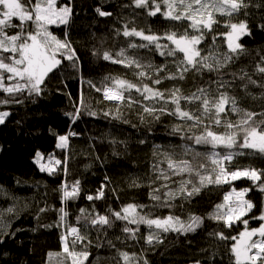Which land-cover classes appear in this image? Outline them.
Wrapping results in <instances>:
<instances>
[{"label": "trees", "instance_id": "obj_1", "mask_svg": "<svg viewBox=\"0 0 264 264\" xmlns=\"http://www.w3.org/2000/svg\"><path fill=\"white\" fill-rule=\"evenodd\" d=\"M156 2L161 3L162 11L166 10L162 0ZM244 2L247 7L233 13L231 17L217 13L216 19L219 23L211 32L205 30V39L199 47L202 49V55H208L211 51L217 56H222L229 51L226 35L230 31L228 23L247 22L251 34L240 37L238 41L246 51L222 71H225L224 79L229 81H233L232 73L236 74L237 78L233 81L230 95H235L238 99L244 98L240 107L260 112L264 110L262 109L264 101L260 98L262 90L251 84L245 89L243 85L247 80L241 81L239 76L246 72L258 83H264V74L256 71L258 65L264 66L261 62V57L264 56V0ZM68 4L73 9L70 25L67 28L64 25H50L49 30L61 39L64 38V32L68 31L69 39L79 57V70L73 69L70 66L71 62L65 60L61 69L50 75L40 96H29L25 92L17 97L22 99L23 103L0 104V112L10 113L5 122L0 124V229L15 232V235L5 236L0 242V264H71V260L65 259V254L62 253L60 235L70 227H79L84 233L83 221L77 222L76 219L81 215L79 211L81 208L89 212H93L94 209L95 213L108 215L113 221L112 227L101 225L89 227L87 234L93 244L89 248L90 256L85 264H125L117 250L129 254V264H142L143 259H147L149 264H194L196 260H200L201 264H232L234 258L229 248L234 241H222L215 235L210 236L209 233L223 232L225 236L238 237L239 233L245 230V226L241 221H236L232 227H226L223 221L210 218V214L217 213V205H228L224 196L232 193L233 189L239 192L248 188L250 191L243 198L251 201L254 207L242 219H248L249 230L259 228L264 221L253 217H259L264 212V192L257 186L264 182V177L255 184L251 180L241 179L229 184H206L201 187L199 176L195 173L191 175L184 173L182 176H172L168 182L169 188L176 190L182 179L191 180L189 190L195 185L201 188L200 192L190 200H185L182 196L167 200L165 197L167 189L161 188L164 181L155 179L160 175V169L170 174L164 154L168 153L174 160L192 159L191 155L184 153L185 146L192 142L172 132L174 125L183 122L171 115L161 116L159 121H154L147 114H144L142 122L138 118L142 108L135 105L131 109L126 105L120 106L122 119L105 116V112L115 113L116 102L104 100L102 92H97L87 83L91 80L97 88H102L101 82L106 76L138 83L135 76L138 70L103 59L105 51L115 57L121 48L126 50L128 56L140 58L142 63L167 64L168 71L162 75L175 72L173 60H178L182 54L178 53L174 58L161 56L154 50V46L151 51L128 48L129 43L145 42L139 37H124L123 28L128 24L129 27L145 30L146 34L163 36L165 32H183L188 28L189 22L166 19L160 13L149 16L148 9L136 8L132 0H57L56 7ZM97 7L111 12L112 15L99 16L95 11ZM13 22L19 23L15 19ZM117 29L120 30L119 35ZM189 32L197 34L191 29ZM160 42L173 47L167 40L162 39ZM216 78L215 72L210 73L207 70L203 73L189 72L183 81L163 80L161 85L156 87L165 90L179 86L184 95H190L198 86H211L214 89L215 85L210 82ZM107 83L110 86V82ZM81 91L90 110L97 112V115L89 116L87 110L82 109L80 118L73 121L65 114L73 112L80 106L78 100ZM132 96L139 99V94L135 90L132 91ZM5 98L11 99L0 91V99ZM181 106L186 110H192L199 107V104L181 101ZM171 107L173 106L169 104V108ZM125 119L129 123H124ZM227 119L235 121L238 117L235 113H230ZM213 130L224 131L222 126H213ZM194 131L195 134H200L202 129ZM70 132L76 135L69 137L68 147L58 148L56 146L58 137ZM194 147L196 151L205 155L198 157L193 163H204L207 171L201 170V174H211L214 179L215 173L212 172L214 166L211 160L207 159V154L213 151L212 147L210 145ZM215 151L221 155L228 151L246 153L235 156L231 163L225 162V167L229 170L248 166L264 169V158L249 154L252 150L239 148L229 150L218 147ZM154 152H157V155H153ZM37 153H40L44 160L51 157L48 164L54 170V174L47 170L42 171L38 167L35 162ZM56 160H60L61 164L57 165ZM77 181L78 196L69 199L66 205L63 204L61 186L67 185L71 191ZM133 181L139 186L132 187ZM101 186L104 187V198L88 200L89 195L94 197L97 195ZM156 188L160 191L153 192ZM153 194L159 195L161 199L153 200ZM130 203L145 205L143 209L138 208V211L149 218L173 215L187 223L190 215H196L202 218L203 223L195 232H161L160 239L163 243L149 245L146 237L150 232L157 231L154 226L149 229L148 225L140 224L136 237L132 238L129 233L123 232L127 221L116 220L109 212V209L113 212L121 211ZM165 204H170L171 207L164 206ZM230 205L235 206L233 203ZM45 206H48L49 211L38 215V210ZM62 206H65L68 212L67 220L59 227H43L59 221L57 209ZM9 207H14V212L4 211ZM226 210L224 208L219 211ZM5 225L10 227L5 228ZM127 226L133 229L137 227L132 224ZM98 239L101 244L99 248L95 247ZM108 241H111L114 247H109ZM80 250V245H77L76 251ZM49 252L54 254L51 260ZM56 253L61 255L57 256Z\"/></svg>", "mask_w": 264, "mask_h": 264}, {"label": "snow or ice", "instance_id": "obj_2", "mask_svg": "<svg viewBox=\"0 0 264 264\" xmlns=\"http://www.w3.org/2000/svg\"><path fill=\"white\" fill-rule=\"evenodd\" d=\"M132 3L136 8L148 9L147 14L149 16H156L160 13L166 19L188 21L189 24L188 28H185L183 32H165L163 36L146 34L143 29L138 30L136 27H129L128 24H125L122 32L124 37H139L145 42L140 44L129 43L128 48H143L151 51L154 46V50L158 51L161 56L175 58L179 53L182 54V57L178 60H173L175 72L162 75V73L168 71L167 64L142 63L140 58L128 56L124 48H121L115 57L110 52L105 51L103 53L104 60L138 70L135 72L138 83L119 77L106 76L101 82L103 87L97 88L91 80L87 81L90 87L95 88L97 92H102L104 100L116 102L115 113L109 111L105 112L104 115L112 116L113 119H122L120 106L126 105L131 109L135 105L142 108V112L138 114V118L142 122L145 118L144 114L152 117L154 121H159L161 116L171 115L183 122L182 124L174 125L172 132L182 135V138L192 142L184 148L185 155H191L192 159L174 160L168 153L164 154L170 174L160 169V175L155 179L164 181L161 184V188L167 189L165 192L167 200H174L177 196L190 200L200 192L201 188L195 185H192L191 190H189L188 185L192 183L191 180L182 179L176 190L169 188L168 182L171 181V177L182 176L184 173L189 175L195 173L199 176L201 187L206 184H229L232 181L241 179L251 180L254 184L257 181H261V178L264 177V169L248 166L229 170L225 167V162L231 163L235 156L245 155V152L228 151L226 154L221 155L215 151L218 147L229 150L234 148L249 149L252 150L249 154L259 155L264 158V110L256 112L240 107V103L244 98L240 97L238 99L237 96L230 95V90H233V81L237 78L236 74L232 73L233 81H229L224 79L225 71H222L226 70L235 59L246 51L238 41L240 37L251 34L248 24L246 21L228 23L227 27L230 28V31L226 35L229 41V51L222 54V56H217L211 51L208 55H202V49L199 47L205 39V30L211 32L214 26L219 23L216 19L217 13L221 16L231 17L233 13L246 8L247 4L244 0H162V4L166 9L162 11L161 3H157L156 0H132ZM56 5L57 0H35L34 3L32 0H26V2H22V0H0V91L11 97V99H0V104L23 103V100L17 97L22 96L25 92L29 96H40L50 75L59 71L65 60L71 62L70 66L73 69L79 70V57L69 39L68 31L64 32V38L61 39L49 30L50 25H64L67 28L72 20L73 9L70 4L59 8ZM95 11L101 17L112 15L111 12L103 11L100 7H97ZM14 19L18 20L19 23H14ZM29 25L33 27L30 28ZM189 29L197 34H190ZM10 31L12 34H9ZM116 31L119 35L120 30L117 29ZM149 32H151L150 29ZM162 39L169 41L173 47H169L168 44H162L160 42ZM261 62L264 63V56L261 57ZM205 70L217 74V78L210 82L215 85L214 89L211 86H198L195 92L190 95H184L182 88L179 86H173L171 89L165 90L156 87L161 85L163 80L183 81L189 72L203 73ZM256 71L264 74V66L258 65ZM239 79L241 81L247 80V83L243 85L245 89H247L249 84L257 85L262 90L260 98L264 101V83H258L246 72H243ZM145 80L148 82H144ZM107 82H110V86ZM133 90L139 94V99L132 96ZM181 101H185L188 104L198 103L199 107L186 110L182 108ZM78 103L79 107H76L73 112L65 114L73 121L80 118L82 109L87 110L89 116L97 115V112L90 110L83 91L80 93ZM169 104L173 107L169 108ZM157 105L160 106L157 107ZM262 109H264V104H262ZM230 113H235L238 119L235 121L227 119ZM9 115L8 111L0 112V124H3L5 118ZM123 122L129 123L126 119ZM213 126H222L224 131L217 132L213 130ZM195 129H202V131H200V134H195ZM187 133L192 134L187 135ZM73 135H76V133L70 132L67 135H60L56 146L58 148H67L69 137ZM143 142L140 141V143ZM194 145H210L212 147L213 151L207 154V159L211 160L214 166L212 168V172L215 173L214 179L211 174H201V170L207 171L204 163H193L198 157L205 155L196 151ZM40 155V153H37V163H39ZM153 155H157V152H154ZM49 159L51 160V157ZM55 163L59 165L61 161L56 160ZM41 170H47L50 174H54L52 168L45 169L43 165ZM131 186L138 187L139 185L133 181ZM257 186L264 192V182ZM61 191V201L66 205L69 199H75L78 196L79 181L72 186L71 191L68 190L67 185H62ZM159 191V188L153 189V192ZM249 191L250 189L248 188L239 192L233 189L232 193H235L237 198V201L234 202L235 206L217 205V213L210 214V218L223 221L226 227H232L236 221H241L245 226V230L241 231L238 237L225 236L223 232L209 233L210 236L215 235L222 241H234L229 248L234 258L232 264H264V223H261L259 228L249 230L247 227L248 219H242L254 207L251 201L243 198ZM232 193L225 195L224 200L228 201ZM104 195V187L101 186L95 197L89 195L87 199H103ZM152 199L159 201L161 198L159 195L153 194ZM164 206L171 207L170 204H165ZM144 207L146 206L130 203L124 206L121 211L113 212L109 209V212L116 220L127 221L123 232L129 233L132 238L136 237L140 224L148 225L149 229L154 226L157 231L154 233L150 232L146 237V242L149 245L163 243V240L160 239L161 232H195L203 223L202 218L196 215H190L187 223L173 215L163 218H149L148 215H141L138 211V208L143 209ZM224 208L227 210L224 212L219 211ZM14 210V207H9L4 211L12 213ZM46 211H49L48 206L40 208L38 215ZM57 211L59 213V221L56 224L43 225V227H59L67 220L68 212L65 206L60 207ZM79 211L81 215L77 216L76 219L77 222L83 221L84 233L81 232L79 227H70L60 235L62 253L65 254V259L71 260V264H85L88 261L90 256L89 248L93 244L87 234L90 226H113V221L110 220L108 215L95 213L94 209L93 212H89L84 208ZM253 219L264 221V212L259 217H253ZM128 224L136 225L137 227L133 229L128 227ZM7 227H10V225H5V228ZM9 235H15V232L0 229V242L5 236ZM257 236L259 238L254 240L253 237ZM77 245H80V251H76ZM108 245L109 247H114L111 241H108ZM95 247H101L99 239ZM117 251L125 264H129V254ZM53 255L51 252L48 253L50 260ZM55 255L59 256L61 253H56ZM134 256L135 254H133ZM142 264H149V262L147 259H143ZM194 264H201V261L196 260Z\"/></svg>", "mask_w": 264, "mask_h": 264}, {"label": "rangeland", "instance_id": "obj_3", "mask_svg": "<svg viewBox=\"0 0 264 264\" xmlns=\"http://www.w3.org/2000/svg\"><path fill=\"white\" fill-rule=\"evenodd\" d=\"M59 142V141H58ZM57 142V143H58ZM48 159L47 158L46 160L43 159L42 155H40V158H39V163H37V156L35 157V162L36 164L38 165V167L41 169V166L43 165L45 169H48V168H51L48 164ZM237 201V198H236V195L235 193H232V195L230 196V199L228 200V205L230 204H235L234 202ZM259 237H257L256 239H258ZM254 239V238H253ZM255 240V239H254Z\"/></svg>", "mask_w": 264, "mask_h": 264}, {"label": "water", "instance_id": "obj_4", "mask_svg": "<svg viewBox=\"0 0 264 264\" xmlns=\"http://www.w3.org/2000/svg\"><path fill=\"white\" fill-rule=\"evenodd\" d=\"M109 102H112V101H109Z\"/></svg>", "mask_w": 264, "mask_h": 264}]
</instances>
